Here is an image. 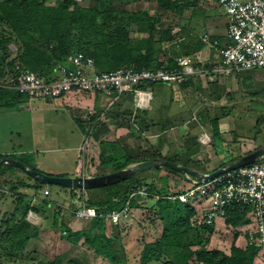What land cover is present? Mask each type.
<instances>
[{
	"label": "trees",
	"instance_id": "16d2710c",
	"mask_svg": "<svg viewBox=\"0 0 264 264\" xmlns=\"http://www.w3.org/2000/svg\"><path fill=\"white\" fill-rule=\"evenodd\" d=\"M55 1L56 3H51L50 0H0V108H12L29 98L3 85L5 79L16 76L22 70H29L47 81L54 80V69L58 64L69 65L67 56L72 53L81 52L91 57L97 72L122 67L177 69L179 65L176 58L190 56L204 46L201 37L188 34L184 28L173 33L170 26L163 25L158 13L151 14L146 8L133 11L125 9L127 0L119 6L114 4L115 0H93V6H83L77 0ZM201 1L157 0V5L164 11H174L177 15L191 8L190 16L196 17L205 14L200 6ZM184 34L189 37H186V44L177 40ZM220 38L221 36L218 39L210 37L217 41ZM10 45L15 47L14 51ZM145 85L148 83L138 86L143 88ZM87 118L88 125L96 115ZM96 124L93 135L101 130ZM212 127L213 136L218 138L216 121L212 122ZM118 148L120 147L115 143H109V154L100 158V164L107 168L106 173L133 163L162 157L151 147L132 154L125 151L119 153ZM3 157L23 162L18 157L0 154V158ZM169 160L177 162L175 159ZM15 168L18 167L0 165V185H6L13 197V208L9 216L5 212L0 218V263L80 264L73 259L64 262L60 255L52 259H40L33 250H25L27 243L38 236L39 226L26 219L27 213L32 211L43 219L49 217L50 212V226L60 230V238L65 242L74 246L86 243L113 264H129L118 222H110L112 232L106 235V222L99 216L91 219L90 228L73 230L68 223L69 218L65 219V215L60 214L63 207L59 204L63 202L72 208L79 206V203L71 202L77 196L76 190L81 192L77 201L93 207L97 213L120 210L128 201L130 214L133 216L138 211L140 218L147 221L148 225H143L139 220L145 230L141 234L139 264H255L264 247L248 241L254 231L247 234L244 247L235 245L237 230L234 231V241L227 252L208 247L214 225L204 222L203 218H197L198 210L194 203L171 199L172 194L184 192L193 184L190 179L169 168H157L160 179L149 181L133 175L114 184L76 190L48 184L49 195L53 192L52 197H39L44 185L33 178V183H29L16 175L8 176L7 171ZM139 185L146 186V194L129 198V194ZM53 186L59 189L53 190ZM21 189H33L36 195L26 200L28 194L20 192ZM33 197L37 199V203L33 202ZM58 200L61 203L57 204ZM248 209V206L242 205L229 209L225 223L233 228L246 224ZM94 228L97 229L96 232L93 231ZM98 239L103 240L101 245L105 251L102 246L97 248Z\"/></svg>",
	"mask_w": 264,
	"mask_h": 264
},
{
	"label": "crops",
	"instance_id": "0c3cea01",
	"mask_svg": "<svg viewBox=\"0 0 264 264\" xmlns=\"http://www.w3.org/2000/svg\"><path fill=\"white\" fill-rule=\"evenodd\" d=\"M205 15H208L207 12ZM177 28L180 30L181 27L178 25ZM183 28L186 32V26ZM172 32L178 31L172 29ZM188 34L194 33L188 29ZM210 34L217 39L221 36L218 41L222 44L226 40V27L224 34ZM194 36L196 35L194 34ZM186 37L184 34L177 40L184 41L186 44L187 38H189ZM164 46L167 47L166 44ZM10 48L12 51L15 50L13 45H10ZM186 57L194 66L205 69H209L211 64L219 59L217 51L208 48L205 44L203 48ZM262 69L264 68L245 70L253 72L252 79L257 85H240V76H237V73L217 76L207 72L188 75L186 81L180 84L164 82L148 84L142 89L150 91L151 96L143 108L135 105L134 96L131 93L121 94L109 105L110 95L70 91L63 97H59L61 105H53L55 106L53 115H60L61 119L53 116L47 117V119L43 117V119L51 121L66 119L71 122L67 141L74 143L71 146L65 145L63 149L58 148L61 146L60 144H57L59 146H50L49 152L55 154V152H68L69 150L77 153L76 157L80 159L79 147L85 136V127L89 119L87 118L88 111L92 110L94 115H101L100 121L96 124L101 130L99 129L96 135L92 133L91 149L95 154V160L86 164L85 171L82 170V164H80V173L76 168L71 172L68 171L72 173L70 175H61L91 176L106 173L107 168L100 164V158L109 154V143H115L130 154L151 147L158 151L162 158L175 159L177 163L201 172H211L222 164L264 145V114L256 116L247 110L249 107H255L257 101L264 106V92L258 94L260 90H264V85H261L264 80L260 81L263 78L259 71ZM52 77L53 79L58 77L57 66ZM47 107L49 110L50 106ZM213 121L217 122L218 138L213 136ZM260 122L263 125L261 129L256 130L255 136L248 137L243 134L247 125L258 126ZM202 135L208 139L207 143L201 142ZM51 138L56 141L60 139L57 136H51ZM223 151L224 153H222ZM12 152L16 155L24 153L21 151H11L10 153ZM222 154L228 155V157L224 158L221 156ZM46 174L60 175V173ZM136 175L149 181L160 177V172L157 169H148ZM198 208L201 209H197V218L199 219L203 217L205 207L198 205ZM245 218L248 222L236 227L237 231L239 230L238 235L235 241L234 236L232 238V242L234 241L235 245L239 247L245 246L247 234H251L254 230L250 207ZM225 219L217 218L213 222V232L215 229L220 232L227 231L230 226L225 223ZM108 225L111 227L110 223ZM90 226L91 220H88L87 226L83 229H88ZM93 231L96 232L97 229L94 228Z\"/></svg>",
	"mask_w": 264,
	"mask_h": 264
},
{
	"label": "built area",
	"instance_id": "2783aa9c",
	"mask_svg": "<svg viewBox=\"0 0 264 264\" xmlns=\"http://www.w3.org/2000/svg\"><path fill=\"white\" fill-rule=\"evenodd\" d=\"M228 18L226 40L221 44L211 40L208 34L201 41L210 49L217 51L219 59L209 69L194 66L186 57L176 58L179 68H140L122 67L108 72H97L93 59L81 52L67 56L69 65H57V79L47 81L44 77L22 70L14 77L5 79L3 85L17 90L29 98L53 99L63 97L70 91L102 93L110 95L111 105L121 94L131 93L137 107H145L151 93L138 85L144 83H184L188 75L198 72L228 76L245 70L264 68V0H214ZM94 115L92 110L88 116ZM101 115L85 127V136L79 147L82 170H86L85 157L91 150L94 125ZM201 142L208 139L202 135ZM192 186L180 193L172 194L171 199L182 203L204 206L203 220L213 223L217 218H226L227 211L236 205L251 209L253 231L248 241L264 245V160L224 172L211 180L201 181L188 178ZM146 186H137L129 198L146 194ZM50 189L44 185L40 197H48ZM140 202V200H138ZM61 215L77 219L91 220L99 216L105 222H118L124 216H131L128 201L120 210L97 213L91 206L83 203L77 208L62 206ZM66 213V214H65ZM68 213V214H67ZM29 215L34 214L29 211Z\"/></svg>",
	"mask_w": 264,
	"mask_h": 264
},
{
	"label": "rangeland",
	"instance_id": "374dc122",
	"mask_svg": "<svg viewBox=\"0 0 264 264\" xmlns=\"http://www.w3.org/2000/svg\"><path fill=\"white\" fill-rule=\"evenodd\" d=\"M50 1L51 3H56L55 0ZM77 1L83 6H93V0ZM125 1L126 0H115L114 4L119 6ZM126 2L127 3H125V9L127 10L133 11L140 8H146L151 14L158 13V15H160L161 17L160 19L162 20L164 26H170L174 31H179L177 28L178 25L181 28L186 26V31H188L189 29L197 37H201L203 34H208L209 36H211L210 33H219L221 35L224 34L225 27H227L226 23L228 22V18L225 16L223 9L216 5L215 2L214 4L213 0H202L200 6L205 9V12H207L208 15L204 14L196 17L190 16L191 8L184 10L180 15L175 14L174 11H164L163 9L158 7L157 0H127ZM259 71L262 73L263 78L259 80L263 81L264 69ZM237 74V76H240V85H257L256 82H253L252 79L254 76L253 72L243 71L242 73ZM261 85H264V81ZM258 88L260 87L258 86ZM263 92L264 90H260L258 94H263ZM58 99L59 98H53L50 100L43 98H31L23 102L22 104L14 107L13 109L1 108L0 154H8L14 157H18L23 160L26 165L32 166L38 171L44 173H60L70 175L72 173H69L68 171L71 172L76 168L79 171L78 173H80L79 166L82 161L81 158L79 159V157H76L77 153H73L69 150L68 152H55V154L49 152L50 146L60 144L61 146L57 145L59 146L58 148L63 149L65 145L71 146L74 143L73 141H67L71 122L66 121V119H54L52 121L43 119V117L47 119V117L50 116L61 119L60 115V117L53 115V110L55 109L54 107L61 105L59 103L61 100ZM47 106H50L49 110L51 111L48 110ZM254 106L255 107H249L247 109L249 113L256 114V116L264 114V106L261 105L259 101H257V104ZM262 125V122H260L258 126L247 125V128H245L243 134H246L248 137L255 136L256 132L261 129ZM51 136H57L60 137V139L59 141H56V139L51 138ZM11 151H21L24 153L16 155L13 152L10 153ZM92 151L93 150L91 149L88 155L85 157L86 164L90 161L95 160V154H93ZM118 151L120 153L124 150L122 148H118ZM222 153H224V151ZM221 156H224V158L228 157V155L224 154H222ZM116 157L118 159L120 158V156ZM12 171L8 170L7 175H16L18 178L26 182L33 183L32 178L25 174L20 168H15ZM52 189L57 190L59 188L53 186ZM66 191L68 190L66 189ZM76 191L77 196L71 202H77V204L79 203L80 206L81 203L80 201H77V199L78 196L81 195V192L78 190ZM20 192L28 194L25 197L26 200L28 198L31 199L32 196H34L35 194L33 189H21ZM52 193L53 192H51V195H49L50 197H52ZM11 194L12 192L7 190L6 185H0V218L3 217V214L5 212H8L7 216H9V212L13 208V197L11 196ZM57 196L59 197V195ZM141 200L140 202H142L144 199L142 201ZM33 202L37 203V199L35 198ZM58 203H61V201L58 200L57 204ZM59 205H61L62 208V206H67V203L63 202ZM51 207L50 209H52ZM55 207L57 208V205ZM196 207L197 209H200L198 208V205ZM136 212L135 215L124 216L118 221V225L121 228V234L123 236V242L127 252V261L129 262V264H139V252L142 245L141 234H143L145 231L139 224V220L143 222V225H148L146 220L143 221L142 218H140L141 215H138L139 212ZM28 213L26 219L32 224L38 225L39 230L37 238L32 239L27 243L25 247L26 251L33 250L38 254V258L40 259H52L53 257L60 255L64 262L69 259H73L79 262L80 264H113L104 255L94 251L93 248L86 243L74 246L62 240L60 238V230L57 228L53 229L50 226V212H48L50 216L45 219H43L42 216L39 214L34 213L29 215ZM65 219L69 220L68 223L73 230H81L85 228L88 222V219H77L70 215H65ZM108 224L109 222H106L104 228V232L106 235H109L112 232V228ZM229 228H227V231L222 230V232L217 231V229H215V231L212 232L209 236L207 246L216 247L227 252L232 243L234 231L237 230V228ZM101 243H104L103 240L98 239V242H96L97 248L102 246ZM101 248L104 249L103 246ZM3 262L1 261L0 264H7L6 262ZM150 264L161 263L152 262ZM255 264H264V247L259 252Z\"/></svg>",
	"mask_w": 264,
	"mask_h": 264
},
{
	"label": "water",
	"instance_id": "95a60500",
	"mask_svg": "<svg viewBox=\"0 0 264 264\" xmlns=\"http://www.w3.org/2000/svg\"><path fill=\"white\" fill-rule=\"evenodd\" d=\"M263 157H264V145L244 155H241L235 160L222 164L220 167L216 168L211 172H201L196 169L186 167L177 162H173L162 157H155L145 162L132 164V165L130 164L119 170H115L112 172H107L99 175H91V176L50 175L32 169L31 167L25 165L23 162L17 159H13L11 157L0 158V165L9 164L11 166L18 167L25 174H27L28 176H30L31 178H33L34 180L38 181L43 185L55 184L70 189H77V188L86 189L91 187H99V186L114 184L116 182L126 180L142 171L148 169H157V168H169L185 176L186 178H194L201 181H208L224 172H227L229 170L238 168L246 164H250L259 159H262Z\"/></svg>",
	"mask_w": 264,
	"mask_h": 264
}]
</instances>
